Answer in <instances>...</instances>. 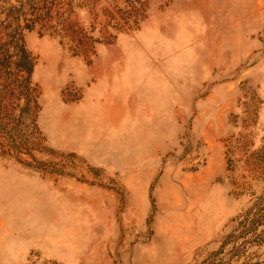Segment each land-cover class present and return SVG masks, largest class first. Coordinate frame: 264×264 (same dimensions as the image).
Returning <instances> with one entry per match:
<instances>
[{
  "label": "rangeland",
  "instance_id": "1",
  "mask_svg": "<svg viewBox=\"0 0 264 264\" xmlns=\"http://www.w3.org/2000/svg\"><path fill=\"white\" fill-rule=\"evenodd\" d=\"M95 10L71 16L92 54L22 33L37 98L28 153L0 149V264H264V232L220 248L264 210V0Z\"/></svg>",
  "mask_w": 264,
  "mask_h": 264
},
{
  "label": "trees",
  "instance_id": "2",
  "mask_svg": "<svg viewBox=\"0 0 264 264\" xmlns=\"http://www.w3.org/2000/svg\"><path fill=\"white\" fill-rule=\"evenodd\" d=\"M97 0H0V144L1 153L17 156L28 153L26 131L34 127L37 92L29 75L33 58L25 50L23 31L36 29L40 34L59 38L72 55L92 54L93 39L71 16L75 8H85L95 16ZM109 15V11H105ZM30 134V133H29ZM31 156V154H29ZM247 214V213H246ZM244 214L239 231L221 243L241 239V246L259 244L264 227L257 230L264 210L256 209L251 217ZM237 225V224H236ZM230 238V239H229ZM233 247V246H232ZM218 250L200 264H212ZM231 252V250H229ZM231 255H229L230 257ZM254 264V263H253Z\"/></svg>",
  "mask_w": 264,
  "mask_h": 264
}]
</instances>
